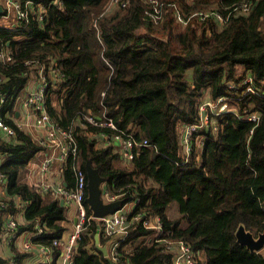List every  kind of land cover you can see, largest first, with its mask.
<instances>
[{
	"label": "trees",
	"instance_id": "16d2710c",
	"mask_svg": "<svg viewBox=\"0 0 264 264\" xmlns=\"http://www.w3.org/2000/svg\"><path fill=\"white\" fill-rule=\"evenodd\" d=\"M32 1L46 5L42 18L30 13L17 31L0 27V49L13 58L0 60V96L7 97L2 116L16 128L15 136L0 134V173L7 180L0 239L8 236L9 216L22 210L19 233L36 231L40 220L44 232L36 242L51 246L54 256L62 250L53 241L62 239L68 208L20 179L43 146L13 122L20 97L41 80L42 68L45 108L76 137L75 163L87 172L91 160L106 178L102 187L121 194L122 208L130 205L128 233L114 262L174 264L166 240L183 239L197 264H264V249L250 251L236 237L240 224L255 235L264 231V94L245 93L243 83L251 76L264 91V0H158L157 20L146 0H128L124 7L126 0H119L108 11L110 0ZM176 8L187 24L176 20ZM199 11L213 13L189 17ZM221 96L239 114L215 115L212 103ZM246 109L258 119L244 118ZM84 111L111 119L116 128L89 123L80 116ZM203 112L210 124L186 143L184 124L199 121ZM90 132L110 138L121 132L149 144L135 146L125 162L113 145H96ZM173 201L181 217L168 213ZM157 216L160 233L152 224ZM98 221L91 218L80 231L72 264H110L95 248ZM110 238L101 232L102 244ZM13 252L15 264H23L31 251ZM10 261L0 255V264Z\"/></svg>",
	"mask_w": 264,
	"mask_h": 264
},
{
	"label": "built area",
	"instance_id": "2783aa9c",
	"mask_svg": "<svg viewBox=\"0 0 264 264\" xmlns=\"http://www.w3.org/2000/svg\"><path fill=\"white\" fill-rule=\"evenodd\" d=\"M126 0L121 5L122 7L126 6ZM155 7V14H152L154 20H157V14L159 13L158 8V0H146ZM32 0H5V4L3 5L2 11H0V27L10 31H17L21 29L23 24L29 21L30 13L36 14L39 18H42L46 12V5L44 2L33 3ZM54 2H59V0H54ZM117 6H119V0H110L106 10H113ZM211 11H199L193 12L189 17L194 15H198L201 19H205L207 16L212 14ZM175 17L176 20L182 22V24H187L188 19L185 20L182 16L181 12L176 8ZM214 15L220 22H224V16L215 12ZM29 18V19H28ZM13 60L12 55L7 50L0 49V60ZM40 81L36 82L25 90L24 94L20 97V106L24 109V113L20 116H16V108H15V116L13 118V122L17 125L18 128L27 131L28 129L35 128H43L46 131V141L47 146H51L55 150H59L60 154L58 158L70 162L73 166L76 184L74 187H66L62 181H58L56 184L50 183H42L36 184L44 189L51 190L52 193L56 197H60L67 202H75L78 207V218L77 223L75 225L74 231L71 235L66 239H55L53 241L54 245L61 242L64 247L65 257L71 261H73V257L75 255L76 241L80 235V231L85 228V226L89 223L91 218H96L92 213L88 214L87 211V203L85 198L87 196V172L83 170L81 167L75 163L76 156L78 154V143L76 137L73 135L71 129L61 128L57 125L51 115L47 112L44 104V94L47 87V84L44 82V74L42 68L39 70ZM1 80V77H0ZM245 85V93L246 92H256L259 94H264V91L260 92L256 89L254 79L251 76H247L244 81ZM229 87H235V84L229 82ZM6 98L4 96H0V134L5 136H15L16 128L14 125L10 124L3 118V110L4 104L6 102ZM211 109L216 110L215 115H220L225 112H234L235 114H239V112L232 106H230L227 101V97L221 96L218 98L217 102L212 103ZM29 110V111H28ZM28 111V112H27ZM32 112L34 116V124L28 122V113ZM244 118L250 120H257V113L248 112V110H244ZM80 116L93 125H108L110 127L116 128V125L111 119H106V117L101 120L96 118L91 111H84L80 113ZM206 123H209L208 114L206 115ZM208 124H198L192 123L186 126L185 129V139L184 141L188 143L191 139V135L195 132V130L199 127L207 126ZM101 137L108 143H111L112 140H116L119 142L121 146V154L127 161H131L134 157L133 148L138 145H147L149 142L147 140H143L142 142H137L133 138H124L122 133H117L113 138H110L108 134H101ZM45 141V140H44ZM53 157H49L45 159L42 165L44 168L45 164L51 163ZM35 185L36 181L33 180ZM35 185V186H36ZM37 186V187H38ZM102 196L105 201H112L119 199L121 194H114L110 191L108 187H103ZM125 208H121L117 210L115 213L106 215L99 219V229L100 233L104 232L105 235L111 236L108 246V257L112 260L116 261V253L117 247L120 239H123L128 233V215L131 212H126ZM18 221L16 217L9 216L7 220V237L6 240L12 241L19 234ZM147 226H150L149 224ZM153 228L160 233L162 229V225L160 219L158 217L157 224L153 225ZM44 232V226L40 220H37L36 223V231L35 234H40ZM37 254L41 256V258H45V256L50 252V246H46L44 244H38ZM22 248L24 251H30L33 246L30 241H24L22 244ZM165 250L173 254V262L174 264H197V260L195 257V253L191 246L183 239H168L166 240ZM46 260V259H45ZM45 260H42L45 262ZM10 264H15V260H12Z\"/></svg>",
	"mask_w": 264,
	"mask_h": 264
},
{
	"label": "crops",
	"instance_id": "0c3cea01",
	"mask_svg": "<svg viewBox=\"0 0 264 264\" xmlns=\"http://www.w3.org/2000/svg\"><path fill=\"white\" fill-rule=\"evenodd\" d=\"M4 4H5V0H0V5L2 9H3ZM34 83L36 85V81L34 82L32 81L28 86H31ZM23 113H24V109L20 106V101H19V105L16 107V116L20 117ZM28 122L34 124V116L32 112L28 113ZM27 132H29L33 136L34 140H36L43 146V149L40 150L29 161V163L26 165V167L23 170H21L20 179L26 180L30 185L34 187L36 184H42V183H50V184L55 183L56 184L58 181H62L66 187H74L76 184V177H75L73 166L68 161L58 158V155L60 154L59 150H55V148L53 149L51 146H47L48 141H46L45 129L43 128L38 129V128L32 127L28 129ZM90 135L93 138H97L96 145H98L100 141H101L102 146L113 145L114 151L119 152L122 159L125 162H128L127 160H125V158L121 154L119 142L114 141V142L108 143L101 137L100 133L94 134L93 132H90ZM49 157H53L52 162L45 164L44 168H42L44 160L48 159ZM0 164H1V156H0ZM67 164L68 165L70 164L72 166L71 168L69 165V167L72 169L71 171L72 175L66 173ZM24 172L25 174L23 175ZM33 180L36 181L35 185L33 183ZM6 184H7V180L5 176L2 173H0V199H2L6 195ZM38 187L42 190L41 191L42 193L47 194V198L59 199L67 206L68 208L67 209L68 211L67 219L61 222V224H64L66 227L63 233L62 239L66 240L71 235V233L74 231L75 225L77 223L78 207L76 203L67 202L60 197H56L52 193L51 190L44 189L43 187H40V186ZM18 202H21L20 198L18 199ZM20 205L21 204L19 203V208H20ZM130 209H131L130 205H128L125 207L124 210L126 212H130ZM14 217H16L18 222H22V223L24 222L22 210H20L19 212L17 211L16 216ZM157 221H158V216L152 218L153 225L157 224ZM58 223H60V221ZM40 234H35L34 231H22L12 241H9L6 239L5 240L0 239V255L5 259L10 258L12 261L13 260L12 257L14 254L13 248L16 250H22L21 246L23 242L30 241L32 243L33 248L30 250L31 252L28 251L29 255L25 258L23 264H72L71 261L65 257V251L63 250L64 249L63 244L60 246L62 247V250L59 252L57 256L51 255V250L49 249L50 252L45 256V258L42 259L41 256L37 254V247L39 246L38 244H42V243L36 242V238ZM94 242H95V237H94ZM99 244L104 245L105 243L102 244L99 238ZM108 246H109V243H108ZM95 248H96V245H95ZM55 257H56V260H54ZM42 260H45V262H43Z\"/></svg>",
	"mask_w": 264,
	"mask_h": 264
},
{
	"label": "water",
	"instance_id": "95a60500",
	"mask_svg": "<svg viewBox=\"0 0 264 264\" xmlns=\"http://www.w3.org/2000/svg\"><path fill=\"white\" fill-rule=\"evenodd\" d=\"M0 11L2 7L0 5ZM87 169V189L88 193L85 198L86 203L92 214L96 218H102L106 215L115 213L117 210L121 209L123 206V199L119 198L112 201H105L102 192V183L105 181V177L100 174L99 169L92 165L91 160L86 163ZM100 229L98 225L97 232L95 234V245L98 250H100L107 258L110 264H117L111 258L108 257V242L104 245L99 244ZM237 241L241 245H245L250 251H260L264 249V231L255 235L250 230H247L243 224H240L236 230Z\"/></svg>",
	"mask_w": 264,
	"mask_h": 264
},
{
	"label": "rangeland",
	"instance_id": "374dc122",
	"mask_svg": "<svg viewBox=\"0 0 264 264\" xmlns=\"http://www.w3.org/2000/svg\"><path fill=\"white\" fill-rule=\"evenodd\" d=\"M202 109H205V106H204V105H202ZM206 115H207V114L203 112V115H202V117H201V119H200L199 121L184 124V126H183L184 137H183V139H185V129H186V126H187V125L192 124V123H198V124H203V125H205V124H210V123H206V121H207V120H206ZM196 138L199 140V139L202 138V137H201L200 135H198ZM98 146L102 147V145H101V141L99 142ZM188 148H189V145H186V146H185V150H187ZM120 149H121V146H120ZM24 174H25V172L23 173V175H24ZM24 181H26V180H24ZM0 202H3V201L0 199ZM168 213H169L172 217H181V213H180V210H179V207H178V203H177L176 201H173V202L171 203V205H170L169 208H168ZM97 220H99V219H97ZM98 223H99V222H98ZM182 225H185V222H184V221L182 222ZM201 258H202V260L204 261V254L201 256ZM204 264H205V263H204Z\"/></svg>",
	"mask_w": 264,
	"mask_h": 264
}]
</instances>
